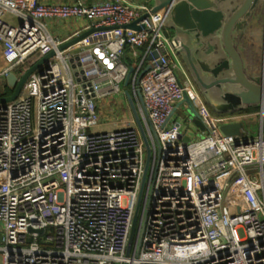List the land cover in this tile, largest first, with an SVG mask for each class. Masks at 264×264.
<instances>
[{
    "label": "built area",
    "instance_id": "1",
    "mask_svg": "<svg viewBox=\"0 0 264 264\" xmlns=\"http://www.w3.org/2000/svg\"><path fill=\"white\" fill-rule=\"evenodd\" d=\"M50 18L112 28L60 50L82 31L62 39ZM0 43V83L56 50L0 107V264H264V132L235 144L218 126L245 114L200 105L203 136L179 138L170 118L199 95L180 78L179 46L151 0H0ZM127 47L142 49L136 64ZM131 65L147 171L137 125L95 130L101 99L118 93L131 109Z\"/></svg>",
    "mask_w": 264,
    "mask_h": 264
},
{
    "label": "water",
    "instance_id": "2",
    "mask_svg": "<svg viewBox=\"0 0 264 264\" xmlns=\"http://www.w3.org/2000/svg\"><path fill=\"white\" fill-rule=\"evenodd\" d=\"M261 3H264V0H155V3L152 5L153 11L160 12L164 15L165 26H167V22L171 20V15L173 14L176 18V24H172V27L178 28L183 33L193 37L200 47L208 46L209 51L206 54H210L214 58L213 66L210 65L205 69L207 70V77L204 76L202 78L200 76L199 81L205 88L210 89L216 86L223 89L224 97L230 104L229 107L223 108L225 109L224 111L242 110L255 104L258 106L264 105V67L257 74L249 73L245 68L239 47L236 43L238 39L236 35L237 31L240 30V36L244 35V32L241 30H244L246 26H250L251 20L255 19L254 16H257L256 11ZM130 26L136 25L132 23ZM108 28L112 27L102 26L86 29L81 34L65 41L59 46V49L69 48L90 36L92 33ZM173 38L179 46V54H184L187 51L190 55L191 49L188 43L184 42L181 37L174 36ZM55 54L56 50L52 49L47 54L39 56L22 73H10L6 78V84L11 91L0 93V107H4L8 102L15 100L21 94L28 78L34 72H42L43 68L48 67L49 61ZM155 54L157 53L155 52ZM73 60L71 59L72 62ZM151 66L154 65H150L147 68ZM73 67H76V65L73 64ZM133 71L134 66L131 65L130 73L126 81L127 84ZM144 72L145 70L140 75H143ZM127 94L136 125L141 132L146 146L147 171L151 161V143L136 102L129 91H127ZM138 94L143 102L140 90ZM184 102H188L193 110V123L202 130H206L205 124L200 120L198 111L188 95L178 106ZM144 111L148 115V111L145 108ZM218 131L223 136L235 137V144L253 140V136L245 135V122L243 120L220 124ZM191 138L188 136L184 137L183 140L190 141ZM140 200L141 196L130 234V244L134 236Z\"/></svg>",
    "mask_w": 264,
    "mask_h": 264
},
{
    "label": "crops",
    "instance_id": "3",
    "mask_svg": "<svg viewBox=\"0 0 264 264\" xmlns=\"http://www.w3.org/2000/svg\"><path fill=\"white\" fill-rule=\"evenodd\" d=\"M48 3H87L91 4L98 0H40ZM133 3L142 2V0H126ZM155 3V0H151V6ZM257 16H254L255 19L251 20L250 26H246V28L241 30L244 32V35L240 36V30L237 31L236 35L238 37L236 43L239 47L244 65L246 70L249 73L257 74L264 67V3L260 4V7L256 11ZM49 29L55 36H58L62 39H68L78 31H85L87 26L90 23L82 18H69V19H60V18H50L47 21ZM176 24V18L174 15H171V20H168L167 26H165L166 34L174 37H181L184 42L188 43L191 52L190 55L187 51L184 54H179V75L180 78L185 80H190L193 84L194 90L198 93L199 98H195L194 94H190V100L193 102L194 107L199 109L200 105H203L207 110L218 116V115H230V114H245L243 116L244 122L249 120L250 128L245 127V135L254 136L253 130L256 128L257 120L260 118L262 121L264 119V105H251L242 110L237 111H224L230 106L229 102L225 99V94L223 93V89L220 87H212L205 88L200 84L199 77L202 78L207 77L205 70L208 66H213L214 58L211 57L210 54H206L209 51L207 45L200 47L195 39L186 33H183L180 29L172 27V24ZM108 35V32H101L96 36H88L84 38L86 41L91 42L97 38H104ZM83 39V40H84ZM196 42V43H195ZM72 50L75 51L76 48L72 46ZM2 46L0 43V66L3 64L2 56H1ZM135 52L134 48L127 47L126 48V57L130 53ZM130 64H136L139 60L136 58L131 61L127 57ZM206 80V79H205ZM125 90H130V83H125ZM204 93V94H202ZM208 93V96H207ZM193 95V96H192ZM205 95V96H204ZM207 96V97H206ZM257 107L260 108V113L257 111ZM99 108L101 111V117L99 124L95 127V130H110L116 129L120 127L133 126L136 125V120L132 111L130 114L123 115L121 117H117L118 112L116 111L117 103H110L105 101V99H101L99 101ZM190 111L188 114V119L186 120V116L184 115L185 111ZM188 121V123L186 122ZM171 125H174V128L178 130V136L180 139H184V137H196L199 133L202 132V129L196 126L193 123V110L188 102H184L182 105L177 106L172 117L170 118ZM256 123V124H255ZM263 130L260 127V131ZM259 131V133H260ZM264 132V130H263ZM258 133V134H259Z\"/></svg>",
    "mask_w": 264,
    "mask_h": 264
},
{
    "label": "rangeland",
    "instance_id": "4",
    "mask_svg": "<svg viewBox=\"0 0 264 264\" xmlns=\"http://www.w3.org/2000/svg\"><path fill=\"white\" fill-rule=\"evenodd\" d=\"M135 50V52H133L132 54H128L127 55V57L129 58V59H131V61H133L135 58L137 59V60H140V58H141V52H142V49H134ZM31 65V63L28 61L26 64H23V65H21L18 69H17V71H18V73H22V71H25L29 66ZM5 84H6V80H4V79H2V82L0 83V93H4L5 92ZM105 101H108V102H110L111 104L112 103H117V108H116V111L118 112V114H117V117H121V116H123V115H126V114H130V112L132 111L131 109H129V107H128V104H127V102H126V100H125V98H123L120 94H118V93H114V94H112V95H110V96H108L106 99H105ZM257 111L260 113L261 111H260V108L259 107H257ZM190 113V111H185V113H184V115L187 117L188 116V114ZM133 114V113H132ZM188 119V117L186 118V120ZM187 123H188V121H186ZM257 126H256V128L253 130V132H254V136L253 137H257L258 136V133H259V131H260V127H262L263 128V130H264V119H263V121L259 118L257 121ZM251 126H253V125H250V122H249V120H246L245 121V127H251ZM198 136H203V134L202 133H199V135Z\"/></svg>",
    "mask_w": 264,
    "mask_h": 264
},
{
    "label": "trees",
    "instance_id": "5",
    "mask_svg": "<svg viewBox=\"0 0 264 264\" xmlns=\"http://www.w3.org/2000/svg\"><path fill=\"white\" fill-rule=\"evenodd\" d=\"M11 89L9 88V86H7V84H5V92H10Z\"/></svg>",
    "mask_w": 264,
    "mask_h": 264
}]
</instances>
